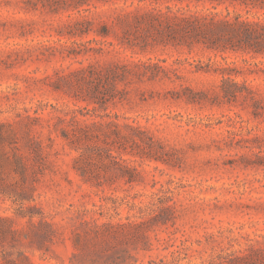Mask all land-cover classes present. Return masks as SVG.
I'll use <instances>...</instances> for the list:
<instances>
[{"label":"rangeland","instance_id":"1","mask_svg":"<svg viewBox=\"0 0 264 264\" xmlns=\"http://www.w3.org/2000/svg\"><path fill=\"white\" fill-rule=\"evenodd\" d=\"M167 6L264 20L188 0H0V264H264V72L245 65L264 68V57L122 44L119 15ZM84 19L91 32L69 35ZM105 24L108 37L96 32ZM139 62L176 71L119 83L125 93L102 108L70 89L77 70ZM225 62L256 107L228 102L221 74L198 71ZM71 110L81 124L117 122L120 138L92 129L109 143L74 149ZM129 222L139 227H119Z\"/></svg>","mask_w":264,"mask_h":264},{"label":"trees","instance_id":"2","mask_svg":"<svg viewBox=\"0 0 264 264\" xmlns=\"http://www.w3.org/2000/svg\"><path fill=\"white\" fill-rule=\"evenodd\" d=\"M140 2L149 1L150 5L159 4L161 2H170L173 0H139ZM185 1V0H176ZM197 3H209L216 8L217 6L229 4L239 5L245 7L249 12L251 10L264 11V0H188ZM117 19L124 27V41L129 47H139L146 50L148 47L156 45L174 46V47H187L193 49L201 47L209 51L224 54L232 53H248L255 56L264 57V20H250L243 18L238 13L231 16L227 7V15L219 16L214 13H198L190 12L183 13L181 10L174 11L171 7L167 6L165 10L159 8L147 9L144 12L137 11L135 13H125L119 15ZM91 22L84 19L77 24L78 28H72L69 35L84 36L91 32L87 28ZM85 26V27H84ZM98 35L103 37L110 36L111 28L109 25H103L101 31H96ZM80 46V43H74ZM115 47L113 43H109ZM248 67L247 71L253 72L255 70L264 72V68L255 64V69H251L252 64L245 61ZM208 69L199 68L198 71L205 70L210 72L213 70L215 73L221 74V94L228 102L237 101L242 99L244 101H253V106L256 107L257 92L252 87L247 85L246 82L240 83L236 81L235 77L242 74L236 63H213L207 65ZM160 69L163 73L168 75L174 73L176 70L167 67H160L158 63H133L121 64L116 63L106 70L96 67H89L87 69H80L73 72V79L70 83V89L74 91V96L77 99L87 101L91 104L104 105L117 96L121 97L125 91L118 89L119 83H125L140 77H149V79H156L159 77V72L155 71ZM149 74V76H148ZM70 127L72 129L64 130L63 137L67 142L76 150H82L85 144H93L87 147V151H94L98 146L96 143L102 140L101 134L92 131L104 132V127H109L108 133L104 132L102 135L106 139L111 136V144H116V139L121 136L120 125L117 122H93L92 124H81L78 119V113L82 114L80 110H71L70 112ZM128 129L136 130L131 126ZM108 136H107V135ZM110 134V135H109ZM0 136L1 133H0ZM109 143V142H108ZM106 142V144H108ZM111 147V145H110ZM109 150V149H107ZM111 150V149H110ZM86 157V158H85ZM111 157V154H108ZM93 155L85 153L80 156L81 163H89L92 165ZM18 166L22 167L19 158H15ZM92 167V166H91ZM79 174L88 179L89 181L96 178L92 168L86 169L80 166L78 168ZM134 180L130 177L128 183ZM140 213L143 209L139 208ZM135 222H129L127 226L119 225V227H139Z\"/></svg>","mask_w":264,"mask_h":264}]
</instances>
